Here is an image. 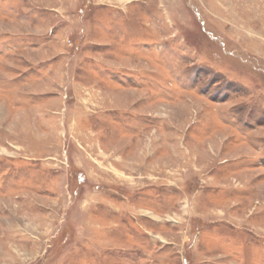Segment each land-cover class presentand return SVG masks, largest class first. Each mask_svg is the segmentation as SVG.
Instances as JSON below:
<instances>
[{
	"label": "rangeland",
	"instance_id": "1",
	"mask_svg": "<svg viewBox=\"0 0 264 264\" xmlns=\"http://www.w3.org/2000/svg\"><path fill=\"white\" fill-rule=\"evenodd\" d=\"M0 264H264V0H0Z\"/></svg>",
	"mask_w": 264,
	"mask_h": 264
}]
</instances>
